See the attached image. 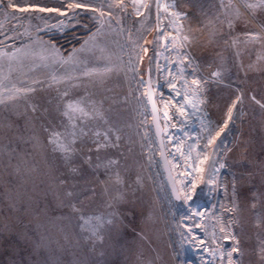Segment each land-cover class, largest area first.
Returning <instances> with one entry per match:
<instances>
[{"label":"rangeland","instance_id":"obj_1","mask_svg":"<svg viewBox=\"0 0 264 264\" xmlns=\"http://www.w3.org/2000/svg\"><path fill=\"white\" fill-rule=\"evenodd\" d=\"M228 4L2 0L0 264H264V109L252 100L264 103V10ZM146 69L179 199L158 159ZM81 97L105 119L77 121L69 165L41 126L63 132L57 106ZM30 103L39 143L21 115ZM224 225L241 253L229 257Z\"/></svg>","mask_w":264,"mask_h":264},{"label":"snow or ice","instance_id":"obj_2","mask_svg":"<svg viewBox=\"0 0 264 264\" xmlns=\"http://www.w3.org/2000/svg\"><path fill=\"white\" fill-rule=\"evenodd\" d=\"M242 2L244 3V7L246 9L251 10V14H255L256 10H264V0H256V3H247V0H242ZM0 3H2V0H0ZM11 6V5H9ZM232 0H229V4L225 5V7H232ZM70 8H80L83 7V5L81 4H70L69 5ZM40 11H58L57 9H40ZM242 15V13L239 12V10H237L236 14L234 17L229 18L227 23H228V27L230 29H232L236 23V21L240 18V16ZM262 27H264V25H262ZM245 35H252L253 38H255L254 34L251 33H245ZM185 40H187V37H184ZM214 76H218L219 73H213ZM53 79H55V77H53ZM192 83L194 85H199V81L193 80ZM17 92L21 91V90H16ZM25 92L31 93V92H35L36 89L34 88H29L24 90ZM68 96V92L65 91L61 94V99L63 97ZM15 95L10 96L9 99H15ZM237 100H240V97H237ZM252 100L259 105V107L261 109H264V103H261L260 100H257L255 98V96L252 97ZM5 103L4 100H0V104ZM49 103H51V101H49ZM233 107H235V104L233 105ZM28 108L30 109V112L32 113V115H26V114H21L24 116L25 118V129L27 130H31L33 132V137L32 139L36 142L39 143L40 142V138L38 133L36 132V120L39 119V116L36 115L37 113L40 112V106L37 104H33L30 103L28 105ZM45 111H47V109H45ZM56 111H58L60 113V115L62 117L65 118L66 123H65V130L63 132L60 131H49L47 128H43V126H41L42 130L44 132L48 133L47 136V140L48 143L52 144L54 147V150L59 151L62 156L67 160V162L69 163V165H71L72 163V157L76 154V150H75V143H76V127H77V121L80 120L81 118H92V119H105L104 113L102 111H100L99 109H96L95 106L93 105V107L91 109H89L87 107V103H86V99L84 97H81L80 99L77 100H70L67 102H64L62 105H58ZM231 114H232V108H229L228 111V116L229 119L231 118ZM227 126V125H226ZM6 127H8L9 129L12 128V125H7ZM117 140H119V136H117L116 138ZM209 143H212L211 140H209ZM114 146V145H113ZM99 149V145L97 146ZM14 151V150H13ZM205 159H207V157H205ZM110 163H115V161H109ZM243 162V161H242ZM221 168L224 167L223 164L220 165ZM72 171L75 172L77 171L76 168H72ZM117 182H121L119 180V176L117 174ZM233 189L235 190V184L233 185ZM195 195V188H191L188 192V194L186 195V199H192V197ZM65 196L67 197H72L73 193L72 192H66ZM61 205H64L65 207H67L71 212H79L80 209L77 208V206L73 203H71V200H69V202L65 205L64 201L61 200ZM255 203L252 205L253 208H255ZM59 210V206H57L56 208H52L50 209V211L53 213V216L55 215V212ZM238 210V206L237 205H233L232 208L227 209V211H235ZM112 221H109V223H111ZM231 223V222H230ZM2 231V230H0ZM220 232L224 233L225 235L223 236L224 240H232L235 243V247H233L231 249V251L228 253L229 257H231L232 253H241L242 252V247H241V240L236 238L233 234L228 232V226L224 225L220 227ZM94 235H97V232L94 230L93 232ZM47 239V237L41 235L39 236L38 240L34 243L33 245V252L34 253H39L41 250H46V245H45V240ZM261 252L264 253V248L261 249ZM264 258V257H262ZM43 264H49V261L47 258H45Z\"/></svg>","mask_w":264,"mask_h":264},{"label":"water","instance_id":"obj_3","mask_svg":"<svg viewBox=\"0 0 264 264\" xmlns=\"http://www.w3.org/2000/svg\"><path fill=\"white\" fill-rule=\"evenodd\" d=\"M145 98L148 104V108L150 111V124L154 134V137L157 142L158 147V159L161 163V167L170 190V194L173 198L179 199L180 195L178 192V188L171 172L169 162L166 156L165 148L163 145V138H162V127L160 123V116L158 106L155 101L153 87L151 84L150 73L149 69H146L145 72Z\"/></svg>","mask_w":264,"mask_h":264},{"label":"bare ground","instance_id":"obj_4","mask_svg":"<svg viewBox=\"0 0 264 264\" xmlns=\"http://www.w3.org/2000/svg\"><path fill=\"white\" fill-rule=\"evenodd\" d=\"M100 25V24H99ZM109 33V32H108ZM95 34V33H94ZM91 44V43H90ZM92 47H94V46H92ZM95 47H97V49H98V46H95ZM91 48V47H90ZM85 49V48H84ZM92 49V48H91ZM100 49V48H99ZM55 60V59H54ZM56 62H57V60H56Z\"/></svg>","mask_w":264,"mask_h":264}]
</instances>
